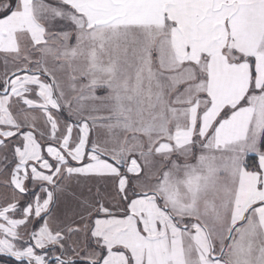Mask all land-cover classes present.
Masks as SVG:
<instances>
[{
    "label": "snow or ice",
    "instance_id": "snow-or-ice-1",
    "mask_svg": "<svg viewBox=\"0 0 264 264\" xmlns=\"http://www.w3.org/2000/svg\"><path fill=\"white\" fill-rule=\"evenodd\" d=\"M2 264H264V0H0Z\"/></svg>",
    "mask_w": 264,
    "mask_h": 264
},
{
    "label": "crops",
    "instance_id": "crops-1",
    "mask_svg": "<svg viewBox=\"0 0 264 264\" xmlns=\"http://www.w3.org/2000/svg\"><path fill=\"white\" fill-rule=\"evenodd\" d=\"M0 264H2V262H0Z\"/></svg>",
    "mask_w": 264,
    "mask_h": 264
}]
</instances>
